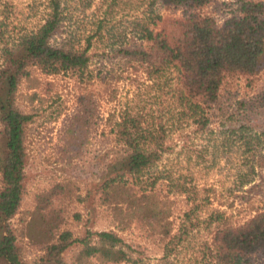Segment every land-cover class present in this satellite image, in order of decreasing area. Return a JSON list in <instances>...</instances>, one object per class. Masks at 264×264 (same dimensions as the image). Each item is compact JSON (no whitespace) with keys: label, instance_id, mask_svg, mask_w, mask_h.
<instances>
[{"label":"rangeland","instance_id":"rangeland-1","mask_svg":"<svg viewBox=\"0 0 264 264\" xmlns=\"http://www.w3.org/2000/svg\"><path fill=\"white\" fill-rule=\"evenodd\" d=\"M237 1L215 0L216 8L208 6L207 11L222 22ZM48 3L0 0V68L2 49L36 31L49 12ZM61 9L62 27L54 43L66 41L84 48L89 41L91 82L78 83L63 75L46 77L32 69L31 80L22 81L18 88L16 104L32 118L26 128L24 195L18 214L10 221L22 258L33 263L42 255L36 240L26 233L28 225L35 231L36 225L57 212L60 231H70L75 237L86 230L120 236L131 258L122 264H218L209 255L215 224L204 223L206 215L219 210L227 223L240 226L264 211V70L251 82L238 77L225 81L221 110L216 109L207 129L195 131L173 121L171 75L149 80L140 71L126 68L114 53L145 45L140 25L158 31L161 25L150 23L154 14L166 19L179 16L180 11L151 6L150 0H61ZM81 94L93 101L94 111L86 116V123ZM125 108L143 118L163 117L166 146L172 148L152 173L166 169L174 179L180 174L198 189L208 190L204 195L209 197V206L188 216L191 219L186 223L191 227L181 239L178 229L190 206L185 196L170 193L166 182H158L156 191L170 204V238L114 215L117 204L102 203L95 193L101 172L121 147L114 125ZM180 135L184 142L177 141ZM51 191L55 196L50 194L46 204L44 196ZM119 207L126 212L125 206ZM74 253H66V264H72ZM251 264L264 261L255 258Z\"/></svg>","mask_w":264,"mask_h":264},{"label":"trees","instance_id":"trees-1","mask_svg":"<svg viewBox=\"0 0 264 264\" xmlns=\"http://www.w3.org/2000/svg\"><path fill=\"white\" fill-rule=\"evenodd\" d=\"M216 4L215 0H150L151 6L180 11V15L163 19L154 14L150 23L161 25L158 31L140 25L145 45L114 52L126 68L140 71L149 80L171 75L175 85L173 121L185 123L195 131L207 129L216 109L221 110L220 96L225 81L238 77L251 82L264 70V2L238 0L222 22L207 11L208 6L216 8ZM48 10L36 31L22 36L12 47L2 49L0 264H66L65 255L72 251H75L72 264L129 263L128 246L116 233L86 230L81 237H75L70 231H60L61 219L57 212H53L46 223L41 221L36 225L35 231L31 223L28 225L26 233L36 240L42 253L36 261L28 263L21 256L10 226L24 195L26 128L32 119L16 104L20 84L31 80L32 69L46 77L63 75L78 83L91 82L89 41L84 48L70 46L66 41L55 44L63 20L61 0H49ZM91 98L84 94L79 97L85 123L88 122L86 116L94 111L90 106ZM114 127L116 142L121 147L101 172L95 193L102 203L117 204L113 208L114 215L170 238V204L156 191L158 182H166L168 191L185 196L190 206L183 215L185 223L178 229V239H181L191 227L186 223L191 219L188 216L209 206V197L204 195L208 190L198 189L180 174L174 179L166 169L151 172L172 148V145L166 146L168 137L161 114L143 118L132 108H125ZM178 140L184 142L181 135ZM62 188L59 186L60 190ZM53 192L44 196V203L47 204L50 194L55 196ZM119 205L125 206V213ZM226 221L219 210H211L203 219L208 226L215 224L211 258L218 264H251L255 258L264 261V211L257 212L240 226Z\"/></svg>","mask_w":264,"mask_h":264}]
</instances>
